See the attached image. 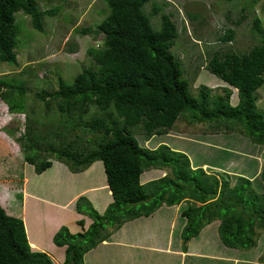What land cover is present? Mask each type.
Returning <instances> with one entry per match:
<instances>
[{
  "label": "trees",
  "instance_id": "obj_1",
  "mask_svg": "<svg viewBox=\"0 0 264 264\" xmlns=\"http://www.w3.org/2000/svg\"><path fill=\"white\" fill-rule=\"evenodd\" d=\"M103 1L107 7L104 20L95 29L77 31L104 36L101 47L87 50L93 65L82 68L70 84L58 78L56 97L64 105L56 129L51 127L44 135L45 131L37 128L38 122L29 118L26 87L0 80V100L6 101L10 112L24 114L25 127L33 126L38 134L36 143L24 142L28 133L16 138L24 162L33 167L34 173L45 172L52 160L73 174L85 171L94 162L103 165L112 202L99 213L87 197L76 200L75 211L91 224L77 233L62 226L53 235L54 245L64 248L62 264H92L86 255L123 226L139 225L136 233L157 230L161 224L155 226L154 214L165 206L157 218L170 220L172 211L168 209L182 204L178 220L185 223L180 234L183 252H187L190 240L215 221L219 222L217 234L224 247L252 251L259 238L264 240V191L256 189L257 180L264 185V167L260 168L258 161L264 148V114L257 109L255 95L264 84V31L259 19L254 18V31L260 36V45L240 55H214L207 64L210 74L236 91L238 103L231 106V92L225 88L222 95L213 96L201 85L196 97L191 94L181 63L171 52L178 30L174 15L162 12L166 2ZM18 12L30 17L34 30L42 32L44 27V13L36 0H0V62L11 66L18 65ZM154 17L159 20L157 27ZM233 36L228 30L221 41L229 42ZM68 52L77 53L75 49ZM91 108L96 110L93 116L89 115ZM180 119L191 126L204 125L212 133L239 132L260 147L258 154L249 155L256 168L250 172V163L242 164L247 176L209 172L193 161L187 142L181 147L188 153L166 144L147 149L137 141L139 137L143 141L171 134ZM75 131L81 135H75ZM17 132L16 128L10 131ZM45 136L53 138L52 142L41 143ZM150 171L164 172V176L142 183L141 177ZM78 225L83 228V221ZM258 262L264 264V253ZM0 264H54L46 253L31 249L23 221L7 215L1 207Z\"/></svg>",
  "mask_w": 264,
  "mask_h": 264
},
{
  "label": "rangeland",
  "instance_id": "obj_2",
  "mask_svg": "<svg viewBox=\"0 0 264 264\" xmlns=\"http://www.w3.org/2000/svg\"><path fill=\"white\" fill-rule=\"evenodd\" d=\"M150 2L159 5L166 2L167 5L162 7V12L174 15L172 20L176 23L178 38L171 52L181 63L183 77L190 82L191 94L196 97L197 89L201 85L206 86L213 96L222 95L225 88L231 92L230 105L235 106L238 103V97L234 88L210 74L207 64L214 55L226 52L240 55L260 45V36L254 31V18L259 19L264 31V0H150ZM36 3L40 11L44 13L43 31L34 30L29 16L22 12L15 14L17 28L15 53L18 65L11 66L0 62V80L7 85L26 87L25 98L30 112L29 118L37 121L39 125L37 128L40 131L44 130L46 135L51 127L56 129V123L60 121V115H62L61 107L64 103L56 97L58 78H62L67 84L72 83L82 68L93 65L87 50L101 47L104 40L102 34L94 37L77 33V31L91 27L95 29L106 17L107 7L103 0H36ZM55 9H58L57 13L47 15L49 11ZM147 10H151L150 3L147 5ZM187 14L196 16V19H189ZM158 22V18L154 17L155 27L158 26ZM228 30L234 33L233 39L222 42L221 39ZM69 49H75L77 53H70ZM255 95L257 109L264 114V84ZM1 104L5 117L1 121L0 130L13 145H17L19 156L23 158V152L16 138L20 134L26 136L28 133L24 142L28 140L27 142L36 143L38 134L33 126L25 127L24 114L10 112L4 99H1ZM95 112L96 110L91 108L89 115L93 116ZM13 128L18 129L19 133H10ZM75 135L81 134L75 131ZM170 135H172L170 140L177 149L179 146L183 147L184 142L189 143L190 146L187 149L192 150L191 154L195 158V163H199L198 167H203L209 172L218 171L226 175L229 173L231 176L238 174L247 176L245 174L247 172L242 171V164L250 163V172L256 168L257 163L250 162L249 155L258 154L260 147L252 144L239 132L212 133V130L204 125L191 126L180 119ZM45 137L46 140L41 143L52 142L53 138ZM152 139L156 142L154 148L166 142L165 136H153ZM137 141L139 144L142 143L143 147L152 149L149 141L145 144L140 137ZM44 147L45 144H43ZM177 149L173 148V150ZM261 154L258 157L260 168L264 167V148ZM161 177H163L162 173L158 174V178ZM147 179L151 181L150 177ZM147 179L143 176L141 182L145 183ZM68 182L70 184L68 188L71 191L81 189L75 179L71 178ZM83 183H85L84 179ZM259 184L263 185L261 180L256 181L258 192L264 191V185L261 189ZM43 187L49 188V184L46 183ZM87 195L93 196L92 193ZM46 203V201L45 203L38 201L37 204L35 202L31 212L26 208L22 215L26 222L25 232L28 231L32 243L30 247L33 251L41 247L46 250L45 253L51 257L54 264H61L64 260V250L54 245L52 237L61 228V226L58 227L60 222L65 223L62 226L67 227L69 231L70 228L67 225L73 224L68 216L63 213L58 214L59 209L52 207L50 209ZM181 206L184 207V204ZM53 224L56 228L52 226ZM78 227L79 232H82L84 226L82 228L78 225ZM57 228L58 230L54 233ZM261 242H264L263 237L259 238L255 244L256 247L250 252L257 250Z\"/></svg>",
  "mask_w": 264,
  "mask_h": 264
},
{
  "label": "crops",
  "instance_id": "obj_3",
  "mask_svg": "<svg viewBox=\"0 0 264 264\" xmlns=\"http://www.w3.org/2000/svg\"><path fill=\"white\" fill-rule=\"evenodd\" d=\"M4 115L0 100V128ZM171 137L170 134L165 136L164 144L172 149H177L173 145V141L170 140ZM149 143L152 149L159 146L154 148L156 142L152 138ZM16 147L17 145H13L0 130V188H2V190L0 189V206L9 216L20 218L25 227L26 222L22 215L26 208L31 212V208L38 201L42 203L46 201L50 209L51 207L59 209L58 214L63 213L68 216L73 224L72 226L66 224L71 233L79 232L78 221H83L84 229L88 228L91 223L87 217L75 211V202L79 197H87L99 213H103L111 203L101 162H94L85 171L73 174L63 164L52 161V166L49 169L37 175L34 173L33 167L24 163ZM176 151L188 153L181 146ZM161 173L164 176V172L157 171H151L144 176L146 179L150 177L151 180H155ZM71 178L76 180L81 189L78 187L79 189L71 191L68 188L70 185L68 180ZM83 179L85 183H83ZM148 181L147 179L146 182ZM46 183L49 184V188L43 187ZM86 192H88L87 194L92 193L93 196L87 195ZM164 208L165 206L154 214L155 226L161 224L157 230L136 233L140 228L139 225L123 226L108 241L98 245L95 251L86 255V258L92 260V264H260L258 260L264 252V244L259 245V248L253 253L226 248L218 239V221L206 226L198 237L190 240L187 243V252H183L180 234L185 223L178 220L180 205L168 209V211H172L170 220L157 218ZM167 221L169 222L167 223ZM166 223L167 226H165ZM64 224L60 222L57 225L62 227ZM52 226L56 228L54 224ZM57 230L58 228L53 230L54 233ZM26 232L28 236V231L26 230ZM28 242L32 247L29 236ZM35 251L46 252L41 247ZM51 254L53 255V252ZM88 264L91 263L88 262Z\"/></svg>",
  "mask_w": 264,
  "mask_h": 264
},
{
  "label": "clouds",
  "instance_id": "obj_4",
  "mask_svg": "<svg viewBox=\"0 0 264 264\" xmlns=\"http://www.w3.org/2000/svg\"><path fill=\"white\" fill-rule=\"evenodd\" d=\"M236 92V91H235ZM141 138V137H140ZM152 138V137H151ZM143 139V143H146L147 141H149V140H146V139H144V138H142ZM145 140H146V142H145ZM142 147L144 146L142 143L140 144ZM160 145H162V144H160ZM145 148V147H144ZM148 149V148H147ZM24 161V160H23ZM25 163V162H24ZM26 164V163H25ZM143 177V176H142ZM106 184H107V181H106ZM108 187V186H107ZM108 191H109V188H108ZM110 192V191H109ZM110 197H111V192H110ZM111 200H112V197H111ZM112 202V201H111ZM1 207V206H0ZM2 208V207H1ZM107 208V207H106ZM3 209V208H2ZM4 210V209H3ZM5 211V210H4ZM6 212V211H5ZM7 214V213H6ZM8 215V214H7Z\"/></svg>",
  "mask_w": 264,
  "mask_h": 264
}]
</instances>
